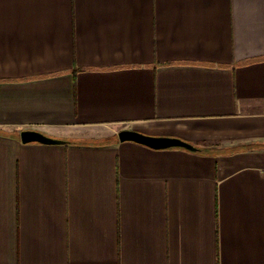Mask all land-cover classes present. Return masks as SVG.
I'll use <instances>...</instances> for the list:
<instances>
[{
    "label": "crops",
    "instance_id": "obj_1",
    "mask_svg": "<svg viewBox=\"0 0 264 264\" xmlns=\"http://www.w3.org/2000/svg\"><path fill=\"white\" fill-rule=\"evenodd\" d=\"M0 264H264V0H0Z\"/></svg>",
    "mask_w": 264,
    "mask_h": 264
},
{
    "label": "water",
    "instance_id": "obj_2",
    "mask_svg": "<svg viewBox=\"0 0 264 264\" xmlns=\"http://www.w3.org/2000/svg\"><path fill=\"white\" fill-rule=\"evenodd\" d=\"M121 141H135L148 145L153 148L162 149L169 147H185L190 150H197V148L180 138L165 137V136H150L134 129H123L119 132ZM21 140L24 143L39 142L43 144H63L65 140L54 138L37 130H24L21 132Z\"/></svg>",
    "mask_w": 264,
    "mask_h": 264
}]
</instances>
